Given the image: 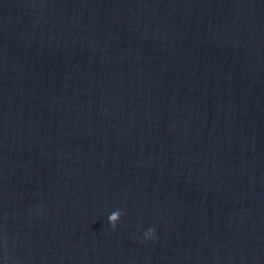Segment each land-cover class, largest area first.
<instances>
[{"label":"water","instance_id":"95a60500","mask_svg":"<svg viewBox=\"0 0 264 264\" xmlns=\"http://www.w3.org/2000/svg\"><path fill=\"white\" fill-rule=\"evenodd\" d=\"M0 264H264V0H0Z\"/></svg>","mask_w":264,"mask_h":264},{"label":"clouds","instance_id":"9594fccd","mask_svg":"<svg viewBox=\"0 0 264 264\" xmlns=\"http://www.w3.org/2000/svg\"><path fill=\"white\" fill-rule=\"evenodd\" d=\"M119 219V213L118 212H112L109 217H108V220H109V223L112 225L113 229H115L116 225H117V220ZM145 237L148 238V239H151L154 237L155 235V229H148L147 232H145Z\"/></svg>","mask_w":264,"mask_h":264}]
</instances>
